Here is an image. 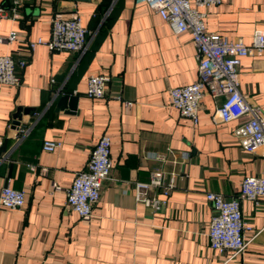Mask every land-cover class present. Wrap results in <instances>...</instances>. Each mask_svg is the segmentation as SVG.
Returning a JSON list of instances; mask_svg holds the SVG:
<instances>
[{"label": "crops", "instance_id": "crops-1", "mask_svg": "<svg viewBox=\"0 0 264 264\" xmlns=\"http://www.w3.org/2000/svg\"><path fill=\"white\" fill-rule=\"evenodd\" d=\"M16 2L18 16L4 18L0 31V57L11 56L22 79L19 87L0 85V194L10 182L26 203L0 207V264H264V196L241 200L253 228L247 237L256 235L242 255L210 246L207 193L238 198L245 178L264 177V147L249 153L235 135L240 121L214 120L221 98L205 93L198 125L170 105L172 88L198 79L191 34L174 35L136 0H0L10 14ZM76 12L88 31L84 54L31 50V42L51 38L56 14ZM204 12L209 32L247 46L264 32V0H223ZM12 32L17 39L9 42ZM96 75L111 79L102 99L86 95ZM240 91L264 118V54L242 59ZM65 95L78 97L74 111L59 106ZM104 135L111 138V178L84 221L66 206V190ZM45 141L62 147L45 152ZM155 170L176 186L161 211L135 199L136 183Z\"/></svg>", "mask_w": 264, "mask_h": 264}, {"label": "built area", "instance_id": "built-area-1", "mask_svg": "<svg viewBox=\"0 0 264 264\" xmlns=\"http://www.w3.org/2000/svg\"><path fill=\"white\" fill-rule=\"evenodd\" d=\"M223 0H136L137 4H146L159 14L168 24L174 35L189 33L198 50V79L191 85L170 90V105L180 111L183 118L194 125L199 123L201 100L207 92L215 99H223L214 120L219 123L240 121L235 135L240 146L249 153H255L264 147V118L260 108L252 105L240 91V67L242 59L251 55L264 54V32L256 31L253 43L247 46L242 39H230L227 36L211 33L206 28L207 14L204 9L221 5ZM19 2L11 8V14L0 4V31L4 18L15 19L18 16ZM10 14V17L9 15ZM88 31L83 26L80 15L56 14L52 19L51 38L39 39L30 43L31 50L36 46H45L51 52L69 51L84 54L89 48ZM17 39L12 32L9 42ZM23 68L25 62H20ZM17 63L11 56L0 57V85L19 87L21 76L16 72ZM110 77L91 76L88 79L86 95L91 99L105 98ZM126 106L132 103L125 102ZM24 131V135H25ZM1 145V143H0ZM62 142L45 141L43 150L55 152ZM156 159L161 156L156 155ZM111 138L104 135L92 150L85 168L75 174L71 188L66 190V206L77 213L84 221L91 219L95 205L100 201L104 183L111 178ZM176 186L161 170L151 173L148 182H137L135 199L146 207L161 211L168 204V197ZM54 190H60L55 187ZM161 194L163 198L158 195ZM264 196V177L249 176L241 184L238 198L228 199L222 194L207 193L212 204L213 216L209 227L210 246L213 250L232 257L242 255L256 236L247 237L253 228L244 221L241 200L254 202ZM26 203L25 193L13 189L10 182L0 194V207L20 210Z\"/></svg>", "mask_w": 264, "mask_h": 264}, {"label": "water", "instance_id": "water-1", "mask_svg": "<svg viewBox=\"0 0 264 264\" xmlns=\"http://www.w3.org/2000/svg\"><path fill=\"white\" fill-rule=\"evenodd\" d=\"M70 1H89V0H70ZM78 100V97H75V96H70V95H65L63 96L61 99H60V102H59V106L62 108V109H65L66 108V104L69 103V109L70 111H74L76 109V101ZM23 113V110L19 109L18 110V113L15 115L16 118H21V115ZM15 124L18 126L20 125L19 121L18 122H15Z\"/></svg>", "mask_w": 264, "mask_h": 264}]
</instances>
